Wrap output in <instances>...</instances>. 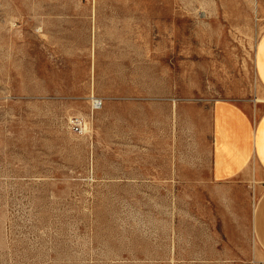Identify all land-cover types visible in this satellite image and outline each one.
I'll return each instance as SVG.
<instances>
[{"label":"rangeland","instance_id":"rangeland-1","mask_svg":"<svg viewBox=\"0 0 264 264\" xmlns=\"http://www.w3.org/2000/svg\"><path fill=\"white\" fill-rule=\"evenodd\" d=\"M263 34L264 0H0V264H264V185L211 180Z\"/></svg>","mask_w":264,"mask_h":264},{"label":"crops","instance_id":"crops-1","mask_svg":"<svg viewBox=\"0 0 264 264\" xmlns=\"http://www.w3.org/2000/svg\"><path fill=\"white\" fill-rule=\"evenodd\" d=\"M257 69L264 90V34ZM212 126L211 180L242 184L253 177L264 185V100H219L212 108ZM254 212V232L264 250V192Z\"/></svg>","mask_w":264,"mask_h":264},{"label":"built area","instance_id":"built-area-1","mask_svg":"<svg viewBox=\"0 0 264 264\" xmlns=\"http://www.w3.org/2000/svg\"><path fill=\"white\" fill-rule=\"evenodd\" d=\"M102 101L101 100H99V99H95L94 100V106L96 107V108H100L101 106H102ZM76 129L77 130H80V127L78 126V125H76Z\"/></svg>","mask_w":264,"mask_h":264}]
</instances>
